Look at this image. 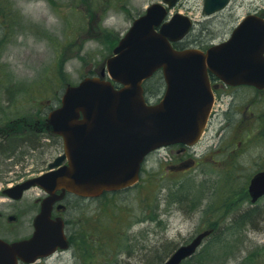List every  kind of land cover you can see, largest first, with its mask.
<instances>
[{
    "label": "rangeland",
    "instance_id": "rangeland-1",
    "mask_svg": "<svg viewBox=\"0 0 264 264\" xmlns=\"http://www.w3.org/2000/svg\"><path fill=\"white\" fill-rule=\"evenodd\" d=\"M162 1L0 0V127L31 152V144H38L35 128L59 105L65 86L96 73L132 21L151 3ZM203 6L204 0H178L171 9V14L180 12L195 21L184 47L221 42L246 15L264 13V0H231L211 16ZM151 83L145 84L146 91L157 101L164 85L161 91H151ZM23 135L34 138L31 144H25L28 138ZM46 142L44 148L54 157L55 140ZM169 151L149 156L143 179L127 190L77 202L80 208L68 213L81 219L75 250L58 253L46 264H163L176 248L211 225L218 235L207 236L193 259L179 264H264V222L257 219L256 227L250 222L231 224L233 215L253 204L243 179L208 165L175 171ZM259 153L243 158L247 163ZM13 180L3 179L0 188ZM255 204L263 208L264 196ZM252 252L255 262L249 260Z\"/></svg>",
    "mask_w": 264,
    "mask_h": 264
},
{
    "label": "water",
    "instance_id": "water-1",
    "mask_svg": "<svg viewBox=\"0 0 264 264\" xmlns=\"http://www.w3.org/2000/svg\"><path fill=\"white\" fill-rule=\"evenodd\" d=\"M164 2L172 7L177 0ZM228 2L205 0L204 11L214 13ZM167 14L163 3L151 4L133 21L97 75L65 88L62 104L50 112L46 126L63 137L69 165L40 178L38 182L45 189L64 188L82 196H99L133 185L151 151L175 142L192 144L201 136L213 102L208 69L227 82L258 81L264 19L247 17L229 41L203 52L172 45L188 34L192 21L181 14L165 21ZM159 69L166 89L160 102L148 104L143 82ZM250 192L253 200L264 194V177L252 181ZM50 202H44L36 219L34 243L44 246L34 250L44 256L52 253L63 237L61 226L48 218ZM210 233L204 230L198 234L164 264L181 263ZM25 245L8 248L4 244L0 264H15V259L5 258L3 253Z\"/></svg>",
    "mask_w": 264,
    "mask_h": 264
},
{
    "label": "flooded vegetation",
    "instance_id": "flooded-vegetation-1",
    "mask_svg": "<svg viewBox=\"0 0 264 264\" xmlns=\"http://www.w3.org/2000/svg\"><path fill=\"white\" fill-rule=\"evenodd\" d=\"M209 79L214 92V101L202 139L192 146L174 144L164 149L170 150L168 153H173V156L170 154L171 165L175 171H183L188 166L199 168L201 165H208L214 171L243 179L245 191L249 194L250 181L264 172V82L261 85L229 84L212 72H209ZM47 115L48 113L45 118ZM41 120L39 119L38 122ZM40 124V127L35 128L33 135L37 145L30 143L34 138L29 140L28 135H23L25 140L28 138L25 144L30 143L33 147L31 152L21 149L18 155L9 157L0 167V181L14 179L12 183L2 184L3 187L0 188V248L2 244H21L34 237L37 231L35 219L41 212L43 199L49 195L35 186L24 190L20 198H13L4 192L5 188L20 185L28 179L47 173L51 169V162L64 152L61 137L50 133L44 122ZM5 128L0 127V150L10 143L19 145L23 143L17 141L20 138L13 137L14 133L7 132ZM30 133L32 134V131ZM46 139L55 140L52 145H56L58 153L54 157L44 148L45 144H49ZM258 149L261 153L256 154V157H250L246 163L243 157L251 152H257ZM34 153H38V156ZM45 154L49 156L44 157ZM206 174L210 175V173ZM61 193V190H57L54 194ZM89 200L92 199L66 192L62 200L52 203L51 219L63 220V230L69 247H74L81 226L80 218L76 221V218L68 216L69 210L74 208L75 211L76 208H80L76 207L77 202ZM33 250V247L26 245L21 246V249L16 247L14 250H7L3 256L11 260L15 259V264H46L49 256H40L34 262L27 261L34 257L36 251ZM62 251L59 246L56 252Z\"/></svg>",
    "mask_w": 264,
    "mask_h": 264
},
{
    "label": "trees",
    "instance_id": "trees-1",
    "mask_svg": "<svg viewBox=\"0 0 264 264\" xmlns=\"http://www.w3.org/2000/svg\"><path fill=\"white\" fill-rule=\"evenodd\" d=\"M205 32L206 31H202V33H205ZM182 45H183L182 43H175V46L177 48L183 47ZM151 80H152V83H151L152 85H150V86L153 87V88L150 89V90L151 91H155V90H157V91L160 90L161 91V89H159V87L164 85V81H163L162 75L160 73H156L155 76ZM146 90H147V87H146ZM13 144H11V145L3 148L2 150H0V157L2 158V161H0V167L6 163V160H8L9 157H15L16 155H18L20 153L21 149H26V148H23V147H26L25 145L22 146V145L15 144V143H13ZM32 148H30V149H32ZM105 195L107 196V195H109V193H105L103 196H105ZM250 207H252V209L251 208L241 209L242 213L237 217L238 220L236 219L231 224L232 225H236V226L243 225V224L237 223L236 221H240L241 219H243L246 216L248 217L247 222L252 223L255 227L257 226V225H255L256 222H259V221H263L264 222V212H263L264 211V207L261 208V207L258 206V204L255 205V206H250ZM257 219H259V220L256 221ZM248 220H250V221H248ZM244 224H246V223H244ZM209 227H213L214 232H213V235L211 237L215 238L218 235V233H219V232H217V227L215 228L214 225L213 226L211 225ZM95 240H96V238H95V236H93V240L92 241L94 242ZM262 249L264 250V247ZM252 253L253 254H250V256H249L250 259L249 258L248 259L250 261H254L255 262L256 261V255L254 254V252H252ZM191 259H193V257L189 258L188 261H191ZM188 261H185V262L187 263ZM201 263L202 262H197V264H201ZM117 264H120V263L117 261Z\"/></svg>",
    "mask_w": 264,
    "mask_h": 264
},
{
    "label": "bare ground",
    "instance_id": "bare-ground-1",
    "mask_svg": "<svg viewBox=\"0 0 264 264\" xmlns=\"http://www.w3.org/2000/svg\"><path fill=\"white\" fill-rule=\"evenodd\" d=\"M250 206H255V204H252V205H250ZM250 206H248V207H246V208H244V209H248V208H251L252 209V207H250ZM253 211V210H252ZM242 212H241V210L238 212V213H236L235 215H233V218H232V222H234L236 219L238 220V216L241 214ZM244 219V220H243ZM243 219H241L240 221H236L237 223H240V224H244V223H246L247 222V219H248V217L246 216V217H244ZM246 220V221H245ZM248 221H250V220H248Z\"/></svg>",
    "mask_w": 264,
    "mask_h": 264
}]
</instances>
